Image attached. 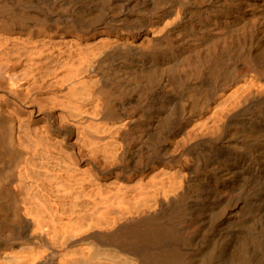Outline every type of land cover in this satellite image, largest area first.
<instances>
[{
    "label": "bare ground",
    "instance_id": "bare-ground-1",
    "mask_svg": "<svg viewBox=\"0 0 264 264\" xmlns=\"http://www.w3.org/2000/svg\"><path fill=\"white\" fill-rule=\"evenodd\" d=\"M0 17L10 91L55 95L47 126L0 110V264H264V0H0ZM65 85L86 88L68 109Z\"/></svg>",
    "mask_w": 264,
    "mask_h": 264
},
{
    "label": "rangeland",
    "instance_id": "rangeland-1",
    "mask_svg": "<svg viewBox=\"0 0 264 264\" xmlns=\"http://www.w3.org/2000/svg\"><path fill=\"white\" fill-rule=\"evenodd\" d=\"M21 6H23L26 9L31 8L30 5L25 4V3L21 4ZM7 24H8V26H7ZM6 30H8V32H10L9 22L0 17V32L2 31V33H5V32L7 33ZM4 59L5 58L4 57L2 58V56H1V58H0L1 70H2V68L5 69L8 67V66H5L7 64H6V60H4ZM121 59L125 60V58H119L118 61L121 62L122 61ZM114 63H116V62H114ZM20 66H18L16 68V70L20 69ZM132 66H133V64H131V68H132ZM91 74H88L89 78H87V76H86L88 83L89 82L91 83V81H93V76ZM124 75L126 76L125 72L123 73L122 76L124 77ZM89 84H88V86L86 85L85 87H89ZM21 87H23V86H21ZM21 87L17 86L16 89H19V90H14L15 92H13V91L11 92L10 89L8 88V83H7L6 77L0 74V110L3 113H5L8 109L12 110L15 113V115H18V117H20V118L22 117L23 120L28 122L31 126H34V125L35 126L36 125L37 126H39V125L47 126L49 121L41 113V110H39V109L44 108V106H46V105L48 106V104H51V103H49V102H51V100H49V99H55V95L52 96L51 93L50 94L49 93H47V94L43 93L41 91V90H43V89H41L43 87H40V85H36L35 83H31L27 87H23V88H21ZM85 87L83 89L86 90ZM83 89L77 88V89L73 90V89H70V86H68V85L67 86L65 85V87L62 86L61 92L58 93V97L56 100L66 102V109H68V107L72 108V106H73L72 99L75 98L76 96H79V95L84 96L86 94V91L84 92ZM72 93L75 95V97L72 96ZM49 95H51V96H49ZM56 110L59 113L62 112L60 109H56ZM71 111H75V109H71ZM88 120H89L88 123L92 122L94 124H97L98 122H100V124H101V121L93 119V118H89ZM97 126H99V123L97 124ZM42 127L43 126H41V128ZM1 130L2 129L0 128V131ZM50 134L53 136L52 133H50ZM8 158H11V156ZM8 158H5L4 162H1L3 165L0 163L1 167L8 169V167H10L12 165V169L14 170L15 166L13 164V161H10L11 165H9V161H7ZM8 160H11V159H8ZM173 172L180 173L181 168L178 165H174Z\"/></svg>",
    "mask_w": 264,
    "mask_h": 264
}]
</instances>
